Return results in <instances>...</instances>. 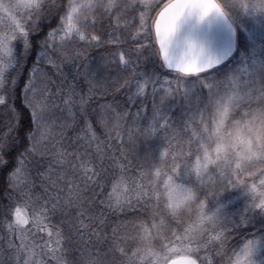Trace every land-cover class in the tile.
I'll return each instance as SVG.
<instances>
[{"label": "rangeland", "instance_id": "1", "mask_svg": "<svg viewBox=\"0 0 264 264\" xmlns=\"http://www.w3.org/2000/svg\"><path fill=\"white\" fill-rule=\"evenodd\" d=\"M167 1L79 0L86 15L81 23L73 20L78 32L66 36L62 30L54 37L62 48L66 45L69 49L70 45V49H74L80 40L79 34L86 40L96 36H85L83 24L89 19L95 22V27L99 26L105 41L108 36V40L118 41L113 44L117 59L123 53L124 61L131 60V71L123 72L121 85L127 84L126 89L121 85L118 87L123 88L122 98L117 99L114 93L106 103L112 104L115 99L127 104L132 113L128 130L138 129L137 134L142 137L141 150L151 152L152 148L154 151L150 158L154 159L155 168L148 172L150 176L146 183L137 179L134 182L131 177L119 173L110 178L112 182L108 187L117 210L131 203L127 200L131 197V185L136 190L133 202L138 207L142 206L139 197L141 203L145 196L151 197L154 202L149 206L153 212L151 219H142L138 214L124 219L114 250L107 249L101 256L87 257L83 264H162L174 252L190 253L201 264H264V212L256 207L264 204V172L260 171L264 164L257 162L247 171L229 174L244 161L239 155V146L233 147L235 135H248L249 129L255 128H260L264 135V124L261 123L264 118V6H257L259 0H249L248 4L223 0L225 6L244 12L230 18L236 28L234 52L217 66L186 74L164 65L153 34L155 14ZM28 3L30 0H0V96L3 98L5 92L12 93L18 77L17 60L27 50L29 37L36 31L40 17L30 14L26 7ZM97 3H102L103 7L92 6ZM18 24L29 35L20 36ZM66 24L63 11L59 24L51 32L66 27ZM48 46L52 48L51 43ZM39 47L40 52L31 65L33 71L24 79L20 92H28L29 86L36 83L35 69L40 67L43 59L47 60L44 52L47 49L42 50V45ZM136 49L142 54L137 55L135 51L131 56L127 54ZM95 60L92 85L100 88L101 80L108 78L106 66L110 57L101 53ZM120 64L123 66V62ZM6 80L13 84L8 91L3 88ZM137 82L144 85L142 94ZM74 89L78 93L79 108V96L84 91ZM169 91L171 95H168ZM230 96L238 99L229 104L228 115L223 125L218 126V105L221 98L227 100ZM156 106L161 115L168 118L167 121L160 120L159 124L167 123V127L160 129L157 125V130L150 132ZM1 108L6 119L17 116L10 101ZM197 108L201 111L196 114L195 121L189 120ZM10 126L7 123L5 132ZM102 142L100 139L99 143ZM218 145L224 146L218 153V165L208 164L204 158L205 150L209 158L215 159ZM174 168L177 175L173 174ZM197 168L200 169L199 176L195 174ZM170 176L173 177L172 184L181 186L180 191L186 187L194 190L195 199L176 203L174 191L170 192L166 183ZM152 204L157 205V211ZM17 209L27 223L16 225ZM3 212L0 217V264H66L61 252L57 253V240L46 238L50 229L33 220L25 206L12 204L8 212ZM249 241L250 250L245 258V245ZM101 257L106 258L101 260Z\"/></svg>", "mask_w": 264, "mask_h": 264}, {"label": "trees", "instance_id": "2", "mask_svg": "<svg viewBox=\"0 0 264 264\" xmlns=\"http://www.w3.org/2000/svg\"><path fill=\"white\" fill-rule=\"evenodd\" d=\"M67 1L63 0L64 6H66ZM63 11L64 8L61 7L54 13L45 12L40 15L36 31L29 37V45L28 47L26 46L27 50L17 60L16 73H18V77L14 82V87H12V93L7 94L5 92L4 96L5 99L7 98V102L10 101L11 105L13 104L14 110L17 111V116L14 119H11V117L5 118V114L1 108L4 101H0V136L4 137L3 140H0V143L7 144L4 152H0V157L3 158V163L5 164V167L0 169V189L4 187V195L0 196V217L1 214H4L3 211L8 212L10 210L12 204L25 206L29 210L33 220L40 222L41 225L50 229L51 236L59 244L57 253L60 254L59 252H61L66 264H83L87 262V257L101 256L107 249L113 250L115 248L119 237L118 234L121 230L120 223L124 219L134 216V214L140 215L142 219H151L150 214H153L149 208L151 202H153L151 197L145 196L142 203L139 197V203L142 206L138 207L133 202L136 199L134 198L136 190L131 185V197L127 198L131 203L117 210V205L113 202L111 194L108 193V187L112 182L110 178L112 179L119 173L131 177L134 182V179H137V181L145 180L146 183L150 176L148 172H153L155 168L154 159L150 158L151 153L154 151L152 148L150 149L151 152L141 150L139 142L142 140V137L139 136L140 133L137 134L138 129L135 131L128 130L132 113L128 110L127 104L124 102L119 103L115 99V102L112 104L110 101L109 104L106 103L107 100L113 98L111 95L114 93L117 99H121L124 92L123 88H118L122 84V80H118V75L125 76L123 73L125 70H123V66L120 64L121 71L119 72L115 46L103 43L85 44L84 41L79 40L74 49L79 48V50H83V57L74 63L70 59L61 60L62 70L68 73L63 72L65 78L64 86L65 88L69 85L74 88H80L81 92L84 91L83 95L80 96L85 98L90 97V99H88L83 113L79 111V108H73V111L76 113L75 123L69 118L67 111H55L53 118L56 119L57 124L63 121L70 125L63 130L64 139H61L60 136L61 129H55V144L56 148L61 151L64 148H68L70 153H75L76 156H79V152L77 151L79 143L75 138L80 136L82 141H90L88 155L82 161L73 160L71 155H69V160L73 164L79 162L82 171L85 168L90 169L88 175L95 181V186L90 185L88 188H85L79 180L75 181V185L66 186L59 179L58 174L62 169L58 165L54 166V172L57 174L48 175L43 182L41 181L40 174L45 173L47 165H42L38 172L33 157L29 156L26 152V149L32 150L35 144L31 139V135L35 131L34 115L36 109L29 101H36L37 98L32 93L20 92V88L24 83V79L29 74L31 75L33 71L31 65L34 63L37 53L41 49L39 46L49 39L48 34L59 24ZM83 27L86 28L85 36L87 38H89L87 35L89 34L96 35L101 40H104V34L100 32L98 25L95 28H90L83 24ZM96 29L99 31L97 34ZM108 39L109 36L107 37ZM70 47L69 45V49ZM64 48L68 49L66 45ZM49 49L51 48L49 47ZM101 53L107 54L110 57L107 66L103 62L107 69L108 78L107 81L101 80L102 86L100 88H95L92 85V67L96 64L95 59ZM99 62L102 61L99 60ZM79 64L90 65L89 68L86 66L88 72L86 77L80 75L81 69ZM35 70L37 71V81L35 83L37 88L33 89V92L44 86L46 75L52 81L57 84L59 83V77L54 69L48 65L47 60L43 59L40 67H37ZM11 85L13 84H10L6 80L3 88L8 91ZM48 87L52 88L53 85H48ZM124 88L126 89L125 86ZM9 95H12V97H9ZM63 99H67V97L65 96ZM62 107L63 105L61 104ZM7 123L11 125L9 128L11 132L5 135L9 133V131L5 132ZM92 131L94 134H92ZM100 139L104 142L99 143ZM43 147V145H36V148L40 151H34V155L39 156ZM80 151H83V149L81 148ZM22 155L26 158L27 163L21 161ZM52 181H57L59 188L64 189L62 193H58L63 200L72 199L75 201L71 209V216L66 217L61 212L54 214L46 212L42 214L43 210L40 208V204L36 203L37 197H40V203L43 202L45 195L43 189L45 187L48 188L49 192L52 191ZM143 186L147 188L145 185ZM76 187H79V193L68 191L69 188L74 189ZM25 192L29 194L28 198L24 197ZM5 197H10V199H6ZM80 207L87 209L85 216L82 218L85 225L89 224L88 217L94 219V223L91 225L92 230L88 233H82L84 236L82 242L73 233V241L71 244H66L70 224L77 216V209ZM157 209V205L154 206V210L157 211ZM113 235H115V240L109 242L106 238H110Z\"/></svg>", "mask_w": 264, "mask_h": 264}, {"label": "snow or ice", "instance_id": "3", "mask_svg": "<svg viewBox=\"0 0 264 264\" xmlns=\"http://www.w3.org/2000/svg\"><path fill=\"white\" fill-rule=\"evenodd\" d=\"M36 3V0H30V3L26 5L27 8L31 9L34 4ZM93 7L102 8V3H97L96 5H92ZM225 6L222 8L219 0H174L173 3L170 5L165 6V11L161 13L162 17H165L164 19V27L161 29L160 23L156 24V38L159 42L160 51L164 54L165 59H168V43L169 38L174 32L177 22L182 17H192L196 16L198 19L202 20L205 17H207L210 13L215 14L217 17L224 20V22L231 27V24L229 23L230 18L233 15H240L244 12L239 11L238 9L234 7H227V11L225 10ZM76 9L73 8L72 12H75ZM246 10L245 12H247ZM30 17L27 20V23L30 24ZM67 21L66 27L62 26V28L56 29L54 32L49 33V39L45 40L42 45V50L47 49V51H44L46 54L47 63L50 67H52L59 77V83L52 81L50 78L45 77L44 80V86L40 87L38 90L33 92V89H36L37 86L35 84H32L28 88V92L32 93L36 96V101H29V103H32L35 107V115H34V122H35V131L31 135V139L35 142L33 145L32 150L26 149V152L29 156L33 157V160L36 164L37 170L39 172V168L42 165H47L45 173L40 174L41 175V181L46 178L48 175L57 174L54 172V166H60L62 171L58 174L59 179L61 182H63L66 186L67 185H75V181L79 180L80 183L85 187L88 188L90 185L95 186V181L92 180V178L88 175L90 169H83L81 170V164L79 162L73 164L71 160H69V155L72 156L73 160L82 161L87 155H88V149L90 148V141H82V138L80 136H77L75 139L79 143V146L77 148V151L79 152V156H76L75 153H70L68 148H64L63 151L56 148L55 144V129L60 128L61 129V139H64L63 136V130L69 127L66 122H61L57 124L56 119H54V113L56 110L61 111H67L69 118L75 123L76 121V113L73 111V108L77 107V97L78 93L76 90L71 87L70 85L65 88V78L62 70V66L60 61L61 60H71L72 62H78L80 58L83 57V50H76V49H65L62 48L54 39V37L57 35L58 32L64 31L65 35L67 36L69 33H72L73 31H77L76 25L73 23V16L71 13L67 15L65 18ZM85 25L89 26L90 28H95V22H91L89 19H87L85 22ZM17 28H19V34L20 36H27L29 35L28 32L24 30V27H22L20 24L16 25ZM79 34V33H78ZM5 40H8V37H4ZM79 39L81 41H84L85 44H115L118 41L115 40H101L98 36H91L89 40H85V37L83 34H79ZM49 43L52 44V48L49 49L48 45ZM190 48L193 47V45L189 46ZM133 51L137 55L142 54L139 49L136 50H129L128 55L131 56L133 54ZM9 52V49L7 50ZM123 53L119 54V60L117 61V65L120 69V62H123V70L131 71V60L124 61L123 60ZM213 63H218V61H211L204 66H199L197 64L196 60H188L184 61L182 63H179L176 65V68L181 73L186 74H193V73H199L206 68H209L213 65ZM80 66V75L81 76H87L88 72L86 69V66L84 64H79ZM121 69L119 70V72ZM118 72V73H119ZM118 80H123L122 76L118 75ZM179 81V80H178ZM127 82H125L124 85L126 86ZM48 85H53L52 88H49ZM137 88L139 89V93L142 94L144 91V85L139 84L137 82ZM172 92L169 91L168 95H171ZM67 97V99H63V97ZM88 99L90 97L85 98L83 96H79V111L83 113L85 111L86 105L88 103ZM234 99H238L237 97L230 96L227 100L225 98H221V103L218 105L217 115L219 119L217 120V125H223V122L225 118L228 115L229 112V104L233 103ZM0 100H3L4 103H7V100L0 96ZM60 101V103H58ZM132 102L131 99L129 101ZM211 103V101L209 102ZM61 104L63 107L61 108ZM201 109L197 108L195 111L192 112V115L188 117L189 120L195 121L196 114L200 113ZM153 125L149 127L150 132H155L157 130V125H159L160 129L166 128L167 123L160 125V120L167 121V116H162L159 111V106L154 107L153 109ZM139 116V113H137V118ZM261 123L264 124V118H261ZM11 129L9 130L10 134ZM3 136H0V140H3ZM36 145H43V150L39 156L34 155V151H40L36 148ZM240 146L241 150L239 152V155L244 161H247V163L240 164L235 169H232L231 174L236 173H242L244 171H247L248 168L254 167L257 162L264 164V135L261 134L260 128L255 129H249L248 135H243L242 133H237L234 137V143L233 147ZM7 147V144L0 143V152H4L5 148ZM223 145L217 146V155L215 159H211L208 156L207 151L205 150V160H207L208 164L218 165L219 160V152L223 150ZM83 149V151H80V149ZM10 155V154H9ZM51 157V159H49ZM21 161H24L27 163L26 158L22 155ZM5 167V164L3 163V158L0 157V169H3ZM205 168L207 165L204 166ZM260 171L264 172V169H261ZM200 169L197 168L195 170V174L199 176ZM160 173L157 172V175ZM173 174L177 175L175 168L173 169ZM93 175H95L93 173ZM224 179H228L227 176H224V174H221ZM182 176L179 175L178 177ZM70 177V178H69ZM172 180L173 177H169L168 182H166L170 188V192L174 191L172 187ZM192 181H188L190 183ZM264 183V182H262ZM51 188L52 191L49 192L48 188L45 187L43 189L45 195L43 197V202L40 203V197L36 198V203L40 204V208L43 210V213L50 212V213H56L61 212L66 217L71 216V209L73 205L75 204V201L72 199L63 200L61 198V195L58 193H62L64 189L59 188V185L57 181L51 182ZM22 191V189H21ZM69 192L75 191L79 193L80 189L79 187L76 188H69ZM4 195V187L0 189V196ZM35 195V194H33ZM147 195V194H145ZM29 194L27 192L24 193V197L28 198ZM6 199H10V197H5ZM150 198V197H149ZM139 202V201H138ZM130 206V205H129ZM257 208L264 209V204L256 205ZM87 211L86 208L80 207L77 209V216L73 219L72 223L70 224L69 233H68V239L66 241V244H71V242L74 239L73 233H75L76 237H79L80 241L82 242L84 239V236L82 233H88L91 232V225L94 223V219L92 217H88L89 224L85 225L83 222V217L85 216V212ZM16 225H22L27 223V220L21 216L20 209L16 210ZM108 239L109 242L112 240H115V235H113ZM250 244L251 241L248 242V244L245 245V252L244 256L245 258L249 254L250 250ZM114 250V248H113ZM106 257H101V260L105 259ZM181 261H183V264H195V262L188 257H180L179 260H172L171 264H181Z\"/></svg>", "mask_w": 264, "mask_h": 264}, {"label": "water", "instance_id": "4", "mask_svg": "<svg viewBox=\"0 0 264 264\" xmlns=\"http://www.w3.org/2000/svg\"><path fill=\"white\" fill-rule=\"evenodd\" d=\"M170 0L161 7L155 15L153 21V33L159 53L164 65L170 69H177L176 65L188 60H196L199 66H204L211 61H218L213 65L219 64L227 59L235 48V30L231 21L229 27L223 19L210 13L207 17L200 20L196 16L182 17L169 38L168 59L160 51L159 42L156 38V24L160 23L161 29L164 27L165 17L161 13L165 11V6L173 3ZM193 45V47H189ZM212 65V66H213ZM180 257L191 258L195 264H199L190 254H177L170 257L164 264H171L172 260H179ZM183 264V261H181Z\"/></svg>", "mask_w": 264, "mask_h": 264}, {"label": "clouds", "instance_id": "5", "mask_svg": "<svg viewBox=\"0 0 264 264\" xmlns=\"http://www.w3.org/2000/svg\"><path fill=\"white\" fill-rule=\"evenodd\" d=\"M221 7H224L223 0H219ZM242 4H248L249 0H239ZM255 3V2H253ZM257 6H264V0H259L256 3ZM63 7L65 12V18L69 13L72 14L73 20L77 23H81L84 19L86 13L83 11L82 5L79 3V0H68L66 6L63 5V0H36L34 6L29 10L31 15H42L45 12L54 13L57 9ZM75 8L76 11L72 12V9ZM239 150L241 147L239 146ZM234 154V153H233ZM247 163V161H241V164ZM174 189V197L176 203H187L190 199H195L196 193L190 188H185L183 191H180L181 186L179 184L172 185Z\"/></svg>", "mask_w": 264, "mask_h": 264}, {"label": "bare ground", "instance_id": "6", "mask_svg": "<svg viewBox=\"0 0 264 264\" xmlns=\"http://www.w3.org/2000/svg\"><path fill=\"white\" fill-rule=\"evenodd\" d=\"M152 29H153V25H152ZM105 53V52H104Z\"/></svg>", "mask_w": 264, "mask_h": 264}]
</instances>
